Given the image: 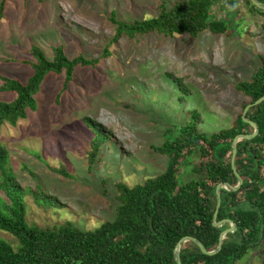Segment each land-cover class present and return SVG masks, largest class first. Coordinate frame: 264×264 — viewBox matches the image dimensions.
I'll list each match as a JSON object with an SVG mask.
<instances>
[{"label": "rangeland", "instance_id": "obj_1", "mask_svg": "<svg viewBox=\"0 0 264 264\" xmlns=\"http://www.w3.org/2000/svg\"><path fill=\"white\" fill-rule=\"evenodd\" d=\"M164 1L172 5L177 0ZM160 4L161 0L5 1L0 76L26 82L33 72L32 46L49 60L56 46L70 58L95 59L106 46L110 52L95 68H77L58 100L65 74L49 73L35 95L37 109L14 126L0 125V144L8 151L7 166L17 183L30 191L38 186L57 201L36 202L27 194L29 225L45 228L70 221L83 230L98 228L115 212L101 193L102 181L112 197L116 183L132 187L162 174L167 158L152 147L164 143L171 125L190 122L196 111L202 120L198 131L211 134L232 127L242 113L248 100L236 85L250 81L261 66L263 18L252 23L241 15L243 3L234 11L219 2L212 18L226 23L225 34H148L109 45L115 33L108 21L111 12L132 22L157 16ZM11 99L13 95L0 93V100ZM95 140L102 146L90 172L89 143ZM191 167L181 165L180 184L196 178ZM61 168L69 177L58 172ZM0 238L17 246L8 233L0 231ZM259 250L251 249L235 264H262Z\"/></svg>", "mask_w": 264, "mask_h": 264}, {"label": "trees", "instance_id": "obj_2", "mask_svg": "<svg viewBox=\"0 0 264 264\" xmlns=\"http://www.w3.org/2000/svg\"><path fill=\"white\" fill-rule=\"evenodd\" d=\"M5 1L0 3V19ZM218 1L177 0L168 5L161 0L157 16L132 22L120 20L113 11L108 21L113 24L115 33L109 45L123 37L133 39L148 34L164 37L183 34L196 37L203 31L225 34L226 23L212 18V8ZM258 1L264 4V0ZM245 3L263 17L261 39L264 42V11L249 0ZM52 54L49 60L38 47L30 48L33 72L26 82L0 76V93L13 95L11 100H0V125L14 126L19 119L26 118L29 111L37 109L35 95L49 73L65 74L56 95L58 100L77 68H95L101 59L110 56L108 46L95 59L82 55L70 58L61 46L53 47ZM260 59L261 66L250 81L236 85V90L248 100L243 110L264 95V55ZM168 77L178 83L171 74ZM246 118L257 125L258 134L237 144L235 163L243 184L236 192L221 190L217 214V221L231 220L237 229L226 236L220 252L214 256L203 255L192 242L185 243L180 249L182 264H235L251 249H260L259 258L264 264V102L251 107ZM201 121L200 114L193 111L190 122L171 125L164 143L152 147L154 152L167 158L162 174L132 187L116 183L112 197L107 182L102 181L101 193L109 198L111 207L115 206V212L112 220L94 230H83L70 221L45 228L29 225L27 194L36 202L42 200L54 205L57 201L38 186L36 191L21 188L7 166L8 151L0 144V231L17 242L13 247L0 238V264H176L173 250L185 236L196 238L207 251H212L220 232L228 228L227 224L222 228L212 225L215 187L219 183L237 184L230 166L231 143L237 135L251 134L253 128L242 121V113L232 127L211 134L198 131ZM102 140L106 141L104 137ZM89 144L92 152L87 157V169L92 172L102 144L96 140ZM183 163L191 164L190 171L196 178L180 184L178 175ZM58 172L69 177L65 168Z\"/></svg>", "mask_w": 264, "mask_h": 264}, {"label": "water", "instance_id": "obj_3", "mask_svg": "<svg viewBox=\"0 0 264 264\" xmlns=\"http://www.w3.org/2000/svg\"><path fill=\"white\" fill-rule=\"evenodd\" d=\"M249 1L257 9L264 11V4L263 3L259 2L258 0H249ZM263 102H264V95L262 97H260L259 99H257L252 104H249L244 108V110L242 112V121L244 123H247L248 125H250L253 128V132L251 134L237 135L234 137V139L231 143L230 166H231V170L233 172V175L235 176V178L237 180V184L235 186H231L228 183H219L215 187L216 207H215V211H214V214L212 217V225L214 228H222L224 225L227 224L228 228H226L220 232L219 237H218L217 246L212 251H207L205 249V247L203 246V244L194 237L185 236V237L181 238L177 242V244L175 245L174 250H173V257H174V261L176 264H182L181 259H180V249L185 243L192 242L193 244H195L199 248L200 252L203 255L214 256L220 252V250L222 248L223 241L226 238V236L229 234H232L236 231L237 227L233 221L228 220V219L217 221V214H218L219 207L221 204V190H225L228 192H236L240 189L241 185L243 184V180L237 172L236 163H235L236 156H237V144L242 140H251L258 134L257 125L255 123L251 122L250 120H248L246 118V114L251 107L260 105Z\"/></svg>", "mask_w": 264, "mask_h": 264}, {"label": "crops", "instance_id": "obj_4", "mask_svg": "<svg viewBox=\"0 0 264 264\" xmlns=\"http://www.w3.org/2000/svg\"><path fill=\"white\" fill-rule=\"evenodd\" d=\"M221 3L222 4V8H224L225 10H228L230 7L235 11V9H238L236 8V4L238 3V7H239V4L243 3V12H242V16H247V20H249L250 22L252 21V23L254 22H258V20H261L263 17L260 16L259 13L255 12V11H252L251 8H249V6L245 3V0H234V1H230V0H219L217 3ZM232 2V5H230ZM229 5V6H228ZM223 13V12H222ZM249 18H253V19H249ZM259 24V23H258Z\"/></svg>", "mask_w": 264, "mask_h": 264}]
</instances>
